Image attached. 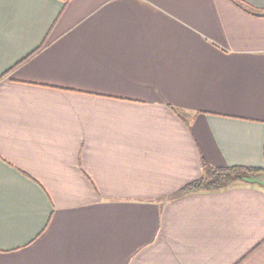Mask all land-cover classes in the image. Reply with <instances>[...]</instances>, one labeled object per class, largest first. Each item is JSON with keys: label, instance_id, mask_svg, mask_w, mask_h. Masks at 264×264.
I'll return each mask as SVG.
<instances>
[{"label": "crops", "instance_id": "1", "mask_svg": "<svg viewBox=\"0 0 264 264\" xmlns=\"http://www.w3.org/2000/svg\"><path fill=\"white\" fill-rule=\"evenodd\" d=\"M264 0H0V264H264Z\"/></svg>", "mask_w": 264, "mask_h": 264}, {"label": "trees", "instance_id": "2", "mask_svg": "<svg viewBox=\"0 0 264 264\" xmlns=\"http://www.w3.org/2000/svg\"><path fill=\"white\" fill-rule=\"evenodd\" d=\"M204 171L202 175L188 183L179 193L198 190H219L228 187L237 180H241L239 174L244 170L261 171L260 167L243 165L215 166L203 162Z\"/></svg>", "mask_w": 264, "mask_h": 264}, {"label": "water", "instance_id": "3", "mask_svg": "<svg viewBox=\"0 0 264 264\" xmlns=\"http://www.w3.org/2000/svg\"><path fill=\"white\" fill-rule=\"evenodd\" d=\"M239 177L247 182L264 184V170L258 172L244 170L239 174Z\"/></svg>", "mask_w": 264, "mask_h": 264}]
</instances>
